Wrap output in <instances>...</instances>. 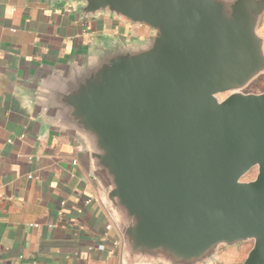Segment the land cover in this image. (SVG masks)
Listing matches in <instances>:
<instances>
[{
    "label": "water",
    "instance_id": "obj_1",
    "mask_svg": "<svg viewBox=\"0 0 264 264\" xmlns=\"http://www.w3.org/2000/svg\"><path fill=\"white\" fill-rule=\"evenodd\" d=\"M59 1L149 30L103 36L26 88L37 121L76 141L121 263L209 264L250 241L241 264H264V91H242L264 73V0Z\"/></svg>",
    "mask_w": 264,
    "mask_h": 264
},
{
    "label": "crops",
    "instance_id": "obj_2",
    "mask_svg": "<svg viewBox=\"0 0 264 264\" xmlns=\"http://www.w3.org/2000/svg\"><path fill=\"white\" fill-rule=\"evenodd\" d=\"M127 25L108 14L77 19L59 0H0V264H122L118 251L108 255L120 236L105 229L104 196L76 141L37 121L26 88L103 36L128 39ZM240 244L220 246L209 264H241L250 246Z\"/></svg>",
    "mask_w": 264,
    "mask_h": 264
},
{
    "label": "rangeland",
    "instance_id": "obj_3",
    "mask_svg": "<svg viewBox=\"0 0 264 264\" xmlns=\"http://www.w3.org/2000/svg\"><path fill=\"white\" fill-rule=\"evenodd\" d=\"M124 29H127V32H124V36H133V38H145L146 36H140L135 35V32L138 31V33H141L143 31V26H137V25H127L124 27ZM258 32L264 36V15L261 20V23L258 27ZM244 93H260L264 91V73L257 76L255 79H253L243 90ZM224 95H219V98H223ZM256 170L252 169L248 173H246L242 180L248 181L255 177ZM242 247L246 248L247 246H251V242H244L240 244Z\"/></svg>",
    "mask_w": 264,
    "mask_h": 264
},
{
    "label": "built area",
    "instance_id": "obj_4",
    "mask_svg": "<svg viewBox=\"0 0 264 264\" xmlns=\"http://www.w3.org/2000/svg\"><path fill=\"white\" fill-rule=\"evenodd\" d=\"M128 39H135L133 38V36L131 37H128ZM8 142H11V139H8ZM74 163H76V160H73ZM32 175H28V178H31ZM91 200V197L88 198L87 200H85V204L89 203ZM61 204H63V202H61ZM114 225L113 223L111 222V220L106 224L105 226V229L106 230H110L111 228H113ZM100 248L104 249L105 246L104 245H99ZM120 250H121V238L118 237L116 239H114L111 243V246L108 248L107 252H108V255H113L115 254V251H118L120 253Z\"/></svg>",
    "mask_w": 264,
    "mask_h": 264
}]
</instances>
